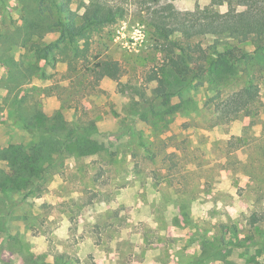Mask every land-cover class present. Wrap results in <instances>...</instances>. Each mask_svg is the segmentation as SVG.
<instances>
[{
	"label": "rangeland",
	"instance_id": "374dc122",
	"mask_svg": "<svg viewBox=\"0 0 264 264\" xmlns=\"http://www.w3.org/2000/svg\"><path fill=\"white\" fill-rule=\"evenodd\" d=\"M52 2L50 11L40 0H0V154L74 138L31 189H0V264H264L262 43L194 38L206 66L214 43L247 63L211 68L214 78L168 96L152 24L171 16L168 6L167 20L181 24L226 13L220 0H114L122 19L76 37L56 26V3L80 25L92 20L90 0ZM103 59L120 63L119 79L95 76ZM249 73L257 100L224 118L223 101Z\"/></svg>",
	"mask_w": 264,
	"mask_h": 264
},
{
	"label": "trees",
	"instance_id": "16d2710c",
	"mask_svg": "<svg viewBox=\"0 0 264 264\" xmlns=\"http://www.w3.org/2000/svg\"><path fill=\"white\" fill-rule=\"evenodd\" d=\"M40 1L47 7V4L54 0ZM220 3L227 6L226 13L212 9L208 16L202 13L201 20H197L196 23H193L194 20H189L186 24L177 22L176 18L167 20L175 16V13L171 11L172 7L168 6L164 8V11L168 10L171 16L168 18L162 16L159 21L152 24L155 35L158 36V40L162 41L161 52L164 56V63L161 70L170 82H168L169 89L173 90L168 96L187 90L193 82L202 80L206 76L211 77V68L217 67L223 70L222 73L230 74L241 61L247 63L246 54L238 57L233 49H222L214 43L207 48L212 51L209 55L213 58L209 66H206L198 57L203 49L191 43V40L196 37H212L219 40V38L229 36L240 42H246L249 39L259 40L263 47L257 51L255 59L257 62L264 60V5H260L258 0H220ZM56 7L58 9L56 26L65 30L70 37L79 36L86 29L101 30L122 19L126 13L124 5L114 3V0H90L87 8L92 13V20L88 15H84L81 17L82 23L77 25L75 21L79 15L73 11L69 12L71 9L68 5L56 3ZM63 14L66 16L63 17ZM32 26L34 23L31 24ZM74 46L72 41L70 45L72 51L77 50L73 48ZM66 49L68 47H65ZM72 62L74 63L75 60L72 59ZM93 72L96 77L117 80L122 74V67L118 61L103 59L96 64ZM254 80L255 74L249 73L248 85L228 94L223 101L224 108L221 109V115L224 118L233 117V115L251 109L260 92ZM23 124L27 132L32 135L38 134L30 122H23ZM73 139V137L66 139L64 148L61 146L60 149L57 148L60 143H57L55 147H50L46 140H41L27 148H24L22 144H12L3 149L0 159L7 163L8 171L0 170V189L6 191L11 186L16 189H31L33 187L31 186L33 185L32 178H44L45 172L53 166L55 154L60 156L57 163L65 160V153Z\"/></svg>",
	"mask_w": 264,
	"mask_h": 264
}]
</instances>
